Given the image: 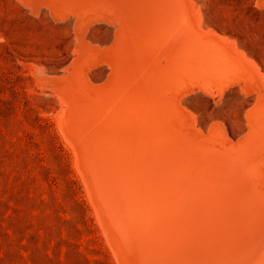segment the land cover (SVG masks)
<instances>
[{"label": "rangeland", "instance_id": "obj_1", "mask_svg": "<svg viewBox=\"0 0 264 264\" xmlns=\"http://www.w3.org/2000/svg\"><path fill=\"white\" fill-rule=\"evenodd\" d=\"M189 1L198 26L223 34L238 52H245L247 61L257 65L264 78V8L258 5L260 1ZM26 3L0 0V264H117L84 185L76 162L78 152L61 127L71 106L68 95L72 92L67 88L79 92L85 84L99 91L114 84L115 52L109 61L104 53L94 51L100 45L93 43L111 40L114 26L86 23L82 13L78 19H61L52 10L35 12ZM79 22L85 27L82 32ZM158 32V40L155 35L147 37L148 46L154 38L160 48H166L170 35L163 28ZM211 55L200 57L199 65L219 62ZM82 57L92 66L83 67ZM158 58L162 64L168 59L163 53ZM79 63L80 68L76 67ZM175 66L177 71L163 76L179 74L189 80L185 67L178 61ZM103 79L100 85L93 83ZM192 81L188 89L167 92L189 117L191 129L201 133V127H209L216 134L207 136L226 139L229 133L238 137L250 128L252 110L262 98L259 91L264 93V80L259 91L232 73L222 87Z\"/></svg>", "mask_w": 264, "mask_h": 264}, {"label": "bare ground", "instance_id": "obj_2", "mask_svg": "<svg viewBox=\"0 0 264 264\" xmlns=\"http://www.w3.org/2000/svg\"><path fill=\"white\" fill-rule=\"evenodd\" d=\"M67 1L76 4L72 0H65L63 3L71 5ZM123 2L124 9H132V13L124 11V14L118 15L119 18H123L124 23L123 26L121 25L123 27L122 38L115 46L116 59L112 62L115 76L114 84L112 87L99 91L91 86H85V84L79 92L67 88L68 91L71 90L72 92L68 95L71 106H68L70 107L67 109L68 113L65 112L67 118H62L64 115L60 117L64 119L63 122L61 121V125L63 123L61 126L63 129H61L66 131L67 135L63 134L65 137H69L71 140L69 142L74 145L76 152H78L76 162H78L82 174L91 184L96 201L104 210L110 234L115 238L118 252L123 256L124 261L122 264H126L127 258L131 260V264H185L184 258L187 253L185 249L183 253L181 247H177L178 241L181 243L178 229L187 224L186 221L193 219L196 215L193 212L197 209L192 212H188V210L193 206L198 208V205H196L198 203L196 201L192 203L188 198L187 193L190 192V187H187V179L178 183L176 177L164 175L161 168L163 164H167L171 170H174L175 167L169 162L173 165L181 163L183 166H190L192 160L186 157L188 155L184 156L182 150L173 151L162 148L160 151V148L154 147L149 140L144 138L142 133L139 134L137 129H133L132 125L144 120L145 116L140 111L141 107L138 103L143 92L145 94L147 91L146 94L150 96L152 89L154 93L161 94L165 105L173 113L175 112L176 118L183 125L191 128L189 117L181 107L177 106L175 96H170L167 92L169 89L181 91L178 88L181 89L184 86L188 89L187 84L192 79L189 77V80H187L179 74L163 76L164 73L177 71L178 69L175 66L177 61L172 53H167L166 48H160L154 38L153 41L150 40L153 35L158 40L157 33H159L158 30H162L164 27V22L152 18L148 8L140 4L139 0H123ZM118 5L120 4L118 3ZM131 15L135 16L131 20L141 26L140 30H137L141 36L140 41L135 38V42H133V44L138 45V50L133 48L127 30L124 29ZM85 22L88 23V20ZM79 23L80 26L81 23ZM86 23L85 25L88 26ZM82 27L84 26L81 24L80 31ZM162 34L164 35V33ZM148 36L152 42L150 47L148 46ZM222 38L227 41L226 38ZM85 43L86 41L84 47H87ZM151 50H154V52H151ZM162 53L165 58H168L166 64H162L158 58ZM239 54L241 58L247 60L245 52L240 50ZM207 55L210 54L207 53ZM82 56L84 57V55ZM152 56H155V58ZM212 57L218 59L215 55ZM84 58L80 60V62L82 61L81 65L85 64L82 65L83 67L88 64L92 66L90 62L86 64L88 61H84ZM90 58L88 57V59ZM97 59L99 58L97 57ZM252 65L255 66V64ZM78 66L80 68V63L76 65V67ZM255 67L257 68V65ZM78 74H80V70ZM45 75L43 76L45 77ZM234 77H237V75ZM247 83L253 86L251 82ZM255 86L254 84L253 87ZM259 93H262V98L256 106L254 105L255 108L252 110L249 125L250 129L254 130L255 139L250 143L244 138L242 147L235 148L232 151L233 156H225V154L218 156L214 152L218 149L216 147L211 148L210 152L213 150L212 154L216 157V161L219 159L225 160L224 163H213L217 166V170L224 171L230 164L234 163L239 164L238 167L242 170L244 166L241 163L246 166L253 157L262 156L260 152L264 149V93L261 91ZM172 101L174 105L170 106ZM175 126L182 133L194 137L188 134L187 128L181 124L176 123ZM216 126L218 127V125ZM197 139L202 140V137L199 136ZM154 140L157 144V140ZM250 146H254V149ZM207 147L204 145L205 149ZM252 166L255 168L257 166L254 169L256 179L260 185L264 186V161H259ZM204 203H201V205ZM250 233V229H245L242 235ZM242 235H240L241 241ZM261 235H264V233Z\"/></svg>", "mask_w": 264, "mask_h": 264}, {"label": "water", "instance_id": "obj_3", "mask_svg": "<svg viewBox=\"0 0 264 264\" xmlns=\"http://www.w3.org/2000/svg\"><path fill=\"white\" fill-rule=\"evenodd\" d=\"M25 1L34 6L35 12L39 9H47L52 10V13L57 15L55 17L72 19H78L77 16L82 13V17L88 21L113 24L112 39L104 44L99 43L100 47L95 46L96 49H94L95 52L104 53L109 61L113 59L115 46L122 38L121 25L123 26L124 23L123 18L116 19L113 16L124 14V11L132 13V9H124L123 0H72L76 4L67 1L71 5L67 3L65 5L63 3L65 0ZM259 1L260 3L262 1V4L258 5L264 8V0ZM139 2L148 8L152 18L164 22L163 31L165 33L167 31L170 35L169 40L166 41L165 51L177 56V61L185 67L190 78L209 83L212 87H222L228 75L232 73L244 81L255 84V88L260 90L259 86L264 78L257 68L241 58L237 48L222 38L223 34L207 32L204 27H199L197 18L193 17L192 3L190 4L189 0H139ZM23 7L31 12L29 7ZM129 17L130 20L124 29L127 30L130 42L133 44L135 38L140 41L141 36L137 30H140L141 26L131 20L135 18L134 15ZM93 43L98 44V42ZM132 46L138 50L137 44ZM207 53L220 58V62L214 60L212 63H207V66L204 62L201 63L202 66L199 65L200 57L205 58ZM68 78L76 79L77 77L69 75ZM104 81L105 79L93 80V83L100 85ZM146 92L145 94L143 92L138 103L145 118L132 125V128L137 129L139 134L142 133L144 138L154 147L160 148V151L162 148L173 151L182 150L183 155H188L186 157L192 160L190 166H183L181 163L173 165L169 162L175 167L174 170H171L167 164H163L161 168L164 175L176 177L178 183L187 179V187H190V192L187 193L188 198L190 202L198 203L196 204L198 208L193 206L188 210L192 212L197 209L193 212L196 214L193 219L186 221L187 224L183 223L184 225L178 229L181 243L178 241L177 247H181L182 252L185 249L187 253L184 258L186 263H184L264 264V235H261L264 233V186L260 185L256 179L254 169L257 166L256 168L252 166L259 161H264V158H261L264 157V152L261 151V157H253L246 166L241 163L244 166L242 170L238 167L239 164L234 163L224 171L217 170V166L213 163H224L225 160L216 161V157L212 154L213 150L210 152L211 148L216 147L218 150L214 152L218 156L232 155L235 148L242 147L244 138L252 143L255 139L254 130L247 128L238 137L228 132L229 137L226 139L221 135H219L220 139L211 138L207 135L215 133L212 129L201 127L200 133L183 125L176 118L175 112L173 113L165 105L161 94L154 93L152 89L150 96ZM176 123L187 128L188 134L197 138L200 135L202 140L182 133L179 128H176ZM154 139L157 140V144ZM204 145L208 146L207 149ZM251 148L254 149V146ZM82 179L116 262L122 264L124 259L118 252L115 238L110 234L104 210L96 201L92 186L84 174ZM203 202L205 203L201 205ZM245 229H250L251 233L242 235ZM240 235H242V241ZM130 262L131 260L127 258L126 264H131Z\"/></svg>", "mask_w": 264, "mask_h": 264}]
</instances>
